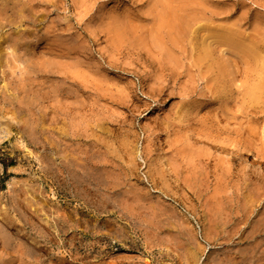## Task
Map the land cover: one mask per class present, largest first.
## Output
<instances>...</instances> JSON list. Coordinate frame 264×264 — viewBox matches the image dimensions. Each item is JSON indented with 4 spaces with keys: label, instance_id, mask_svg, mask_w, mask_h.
Listing matches in <instances>:
<instances>
[{
    "label": "rangeland",
    "instance_id": "1",
    "mask_svg": "<svg viewBox=\"0 0 264 264\" xmlns=\"http://www.w3.org/2000/svg\"><path fill=\"white\" fill-rule=\"evenodd\" d=\"M176 1L0 0L10 18L23 16L0 28V43L27 35L19 62L6 63L0 49V130L10 132L0 141V264H235L253 233L257 256L264 251V167L253 152L233 148L240 120L264 147V118L258 129L261 113L248 119L240 105L241 91L264 81L254 76L264 60L254 69L215 42L213 60L200 51L224 26L236 35L242 29L245 40L264 35V0ZM169 5L205 18L198 33L178 36V46L167 28L157 30ZM220 82L231 83L228 97Z\"/></svg>",
    "mask_w": 264,
    "mask_h": 264
},
{
    "label": "bare ground",
    "instance_id": "2",
    "mask_svg": "<svg viewBox=\"0 0 264 264\" xmlns=\"http://www.w3.org/2000/svg\"><path fill=\"white\" fill-rule=\"evenodd\" d=\"M166 1H168V0H166ZM182 1V0H181ZM177 3L179 2L178 0L176 1ZM175 2V3H176ZM174 3V2H173ZM177 7H173V8H171L172 6L171 5H169L168 7L167 6H163V13H161V15H160V22H159V24H158V29L157 30H159V29H165V28H167V30H169L168 32L171 34H169L168 32H166V33H168V35H169V37H168V35H167V39H171L172 38V40H169V42L171 43V41L173 42L172 44H171V46L173 45V46H175V45H177L178 46V44H179V39L177 40V38H178V36L180 37V36H182L184 33H188V34H190V32L192 33V31H193V33H195V32H197L198 33V30H201L202 28H204V23L203 24H201V22L203 21L204 22V20H205V18H200V17H196L197 16V14H199L200 12H197V11H195V10H197V9H191V10H189L188 8L190 7L189 5H187V7L188 8H186L185 9V7L186 6H184V8L183 7H179L178 8V5H176ZM167 7V8H166ZM171 8V9H169L168 10V8ZM5 9H6V6H5ZM200 8H198V10H199ZM10 11H11V8L9 9ZM9 10H8V12H9ZM165 10V11H164ZM168 10V11H167ZM162 11V10H161ZM200 11V10H199ZM203 11V15H202V17H206L204 14V11L205 10H202ZM201 11V12H202ZM160 13V12H159ZM181 13V14H180ZM163 14H165L164 16H163ZM167 14V15H166ZM202 14V13H201ZM201 14H199L200 16H201ZM20 18H19V17ZM10 18V16H8L7 15V13L6 12H3V11H0V28H2V27H5V26H7V25H13V24H15L16 22H18L17 20L18 19H22L23 18V16H22V12L21 11H19V12H17V15H11V18H10V20H8ZM25 18V17H24ZM27 18H28V16H27ZM18 24V23H17ZM19 24H20V22H19ZM24 24V23H23ZM201 24V25H200ZM197 25V27L195 28V26ZM219 25H220V23H219ZM219 25H217V26H219ZM222 25V24H221ZM220 25V26H221ZM261 25V24H260ZM13 26H15V25H13ZM193 26H194V30L192 29L193 28ZM207 26H209L208 24H207ZM207 26H206V28H207ZM219 26V27H220ZM223 26L224 25H222L221 27L223 28ZM219 27L218 28H216V27H214L213 29H219ZM220 27V28H221ZM226 26H224V28L221 30H218V31H216V32H214V31H211V32H214L213 34H215L214 36V38H212V42L209 40V39H211V37H209L208 36V38H207V40L209 41V42H211V43H208V44H206L205 43V46L206 45H208V46H206V48L205 47H202L201 46V44H200V46L202 47V49L200 50V51H202L203 52V54H202V52L200 53V54H202L203 56H201L202 58L203 57H208V59L211 57V50L213 49H211V48H209V45L211 46V45H213V43L215 42V43H217V44H219V45H221V47H223L222 48V50L219 48V50H221L222 52L224 51L225 52V50L226 49H230L231 50V52L232 53H230V55L231 54H233V56H241L242 58H246L244 61H246L247 62V60H252V61H254V62H250L251 64H252V67L255 69V65H257V64H255L254 65V63L255 62H258V61H260V63H261V60H264L263 59V57L264 56H262L264 53H263V51L264 50H262V53H261V51L259 50L260 48H258V45H259V42L260 41H258V43H255V39H256V41L258 40V39H260L261 38V35H262V32H260V34L258 33H256V36H259L260 35V37H256L255 36V33H253L252 32V34L255 36L254 37V42H252V41H250L251 39H250V37L251 36H253L252 34H249V33H251V32H249L248 33V37L249 38H247L246 40L244 39V36L243 37H241V34H243V33H241V31H242V29H241V31H235L234 30V28H232V30L233 31H235V32H240L238 35H236V34H234V32H232V31H230L231 29L228 27V30H229V32H230V34L229 33H227L228 32V30H227V27L225 28ZM254 27H259V24H257V25H255ZM256 28V30H258ZM264 27H262L261 29H263ZM212 29V28H211ZM227 31L226 33H224V31L225 30ZM261 29H260V31H261ZM1 30V29H0ZM166 30V29H165ZM209 30H210V28H209ZM224 30V31H223ZM252 30H254V29H252ZM251 30V31H252ZM220 31H222L224 34H222V32H220ZM264 31V30H263ZM211 32H209V33H211ZM17 33V32H16ZM192 33V34H193ZM231 33H233L234 35H232ZM244 33H245V31H244ZM247 33V32H246ZM11 34V33H10ZM15 34V33H14ZM20 34V33H19ZM205 34H208V33H205ZM212 34V33H211ZM9 35V34H8ZM17 35V36H16ZM173 35V36H172ZM185 35V34H184ZM191 35V34H190ZM203 35V34H202ZM243 35H245V34H243ZM249 35H251V36H249ZM30 36V35H29ZM28 36V37H29ZM204 36H206V35H204ZM246 36V35H245ZM263 36L264 35H262V38H263ZM5 37H7V36H5ZM25 37H27V35L24 33H22L21 35H18V33L17 34H15V38L14 37H8V38H5L4 39V41L2 40V42H4L3 44H1L0 43V47H2V48H0L1 50L3 49V51H5V55H6V63H12V61L13 62H19L20 61V59H18L17 57H18V52H20V51H24V49H25V47H27L26 46V43L24 42L25 41ZM164 37V36H163ZM165 37H166V35H165ZM4 38V37H3ZM32 38V37H31ZM203 38H205V37H203ZM215 38H217V39H220V40H218V42H216L217 41V39H215ZM251 38H253V37H251ZM28 39H30V38H28ZM181 39V38H180ZM248 39H250L249 40V42H248ZM204 40V42H205V39H203ZM262 41L264 40V39H261ZM196 41V40H195ZM208 41H206V42H208ZM162 42H163V40H162ZM160 43V45L162 44L163 45V43ZM175 42H176V44H175ZM262 43H264V42H262ZM262 43H261V45L260 46H262ZM258 44V45H257ZM177 46H176V48H177ZM263 47H264V45H263ZM263 47H262V49H263ZM175 48V47H174ZM173 48V49H174ZM179 48H180V45H179ZM225 48V49H224ZM211 49V50H210ZM171 52H172V50H170ZM167 52V51H166ZM212 52H214V50L212 51ZM226 52H228V51H226ZM230 52V51H229ZM228 52V53H229ZM21 53H23V52H21ZM215 53V52H214ZM170 54V53H169ZM23 55V54H22ZM170 55H172V53L170 54ZM209 55V56H208ZM167 56H169V55H167ZM232 56V55H231ZM229 57V59L230 60H233L232 58L233 57ZM19 57H20V55H19ZM223 57V56H222ZM228 57V56H227ZM236 57H235V59H236ZM240 57V59L242 60V58ZM21 58V57H20ZM204 59V58H203ZM211 60H213L212 59V57L210 58ZM207 60V58L204 60V61H206ZM215 60H217V59H215ZM214 60V61H215ZM224 60V59H223ZM242 60V61H243ZM220 62L222 61V60H219ZM218 61V62H219ZM236 60H234V62H235ZM212 62V61H211ZM223 62H225V60L223 61ZM231 62V61H230ZM237 62V61H236ZM249 62V61H248ZM210 63V62H209ZM231 63H233V62H231ZM259 63V62H258ZM259 63V64H260ZM205 64H208L207 62L205 63ZM264 64V63H263ZM209 65V64H208ZM207 65V66H208ZM211 65V64H210ZM209 65V66H210ZM220 65H221V63H220ZM222 65H229L227 62L226 63H222ZM233 65V64H232ZM235 65V64H234ZM234 65H233V67H234ZM255 67H254V66ZM262 64H260L258 67L260 68H258L259 70H255L254 71V69L251 67V69H253V70H250L249 69V71H247V74H248V77H250L249 76V73L250 74H252V72L254 71L256 74H254V76L255 75H257L256 76V79H258V78H263L264 77V69H261L262 68V66H261ZM213 66V65H212ZM212 66H210L211 68V70H212ZM209 68V67H208ZM216 68V67H215ZM227 68V67H226ZM225 68V69H226ZM207 67L205 68V71H206V73H207ZM209 69V70H210ZM219 69H223L224 70V68H220L219 67ZM228 69V71H229V68H227ZM227 69L225 70L226 71V73L228 72L227 71ZM238 69V68H237ZM218 70V69H217ZM216 70V71H217ZM234 70V69H233ZM239 70V69H238ZM247 70V69H246ZM245 70V71H246ZM237 71V70H236ZM243 71V70H242ZM245 71H243L244 72V74H246L245 73ZM220 72V71H219ZM231 72V71H230ZM230 72H228V73H230ZM235 72V71H234ZM238 72V71H237ZM205 73V72H204ZM208 73H210V72H208ZM220 73H223V72H220ZM227 73V74H228ZM214 74V73H213ZM217 75H218V73H216ZM243 74V73H242ZM243 74V75H244ZM230 75H232L231 73H230ZM230 75H227V76H230ZM214 76V75H213ZM227 76H224V73H223V77H227ZM239 76H240V73H239ZM253 76V75H252ZM253 76V77H254ZM205 77H208V76H205ZM217 77V76H216ZM244 77H247V75L245 76L244 75ZM252 77V78H253ZM210 78V77H209ZM218 78H219V75H218ZM235 78V77H234ZM234 78H231V82H232V80L234 79ZM205 79V78H204ZM210 79H212V78H210ZM210 79H208V83L211 81ZM217 78H215V80H216ZM221 79V78H220ZM246 79V78H245ZM248 80L250 79V78H247ZM221 80H223V79H221ZM251 80V79H250ZM217 81V80H216ZM220 81V80H219ZM218 81V82H219ZM226 80H223V82H225ZM258 81V80H257ZM256 80H255V82L257 83V84H252V83H254V82H252L251 84H249L250 86H247V88L244 90V91H241L243 94H244V98H243V100L241 99V102H240V100H239V102L241 103L240 105H241V107H242V111H241V113H242V116L244 117L245 116V114H246V117L248 118V119H253L252 117L250 118L249 116H253V114L255 115L256 114V111L258 112V113H261L260 115H258V114H256V115H258V117H254L255 119H254V121L253 122H255L256 123V127L258 128V126L260 125H257V122L256 121H260V119L261 118H264V85H263V82L264 81H259V82H257ZM207 82V81H206ZM214 82V78H213V81L211 82V84ZM222 82V81H221ZM220 82V85L221 86H223V83H221ZM229 82H230V80H229ZM245 82V81H244ZM248 83V82H247ZM225 84H227V82L225 83ZM225 84H224V86L222 87V89L225 87ZM228 84H231V83H228ZM227 84V85H228ZM236 84V83H235ZM234 84V80H233V83H232V85L230 86V85H228L229 87H232L233 85H235ZM56 85V84H55ZM219 85V84H218ZM226 85V86H227ZM241 85H242V83H241ZM263 85V86H262ZM227 86V87H228ZM55 87V86H54ZM57 87V86H56ZM59 87V86H58ZM227 87L225 88V90L227 89ZM228 87V89L230 90L231 88H229ZM56 89V88H55ZM218 89L220 90V88L218 87ZM220 90V91H224V89L223 90ZM227 89V90H228ZM233 89V88H232ZM238 89H240L239 87H238ZM216 90V89H215ZM229 90H228V93L230 94V92H232V90H230V92H229ZM237 91V90H236ZM239 91V90H238ZM237 91V92H238ZM56 92V91H55ZM216 92H219V91H217L216 90ZM224 92H226L225 93V96H226V94H227V91H224ZM223 92V93H224ZM52 93V92H51ZM57 93V92H56ZM56 93H54L55 95H56ZM222 93V94H223ZM242 93H240L241 95H242ZM53 94V93H52ZM58 94V93H57ZM222 94H218V96L219 95H222ZM233 94V93H232ZM238 94V93H237ZM51 95V94H50ZM217 95V94H216ZM224 95V94H223ZM228 95V94H227ZM241 95H239L238 97H241ZM233 96V95H232ZM231 96V97H232ZM52 97V96H51ZM54 97V96H53ZM58 97V96H57ZM216 97L217 96H215V99H216ZM226 97H228V96H226ZM226 97H225V99H226ZM242 97H243V95H242ZM55 98V97H54ZM79 98V100H80V97H78ZM78 98H76V99H78ZM219 98L221 99L222 97H220L219 96ZM229 98H230V96H229ZM57 99V98H56ZM75 99V100H76ZM224 99V98H223ZM240 99V98H239ZM73 100V99H72ZM217 100V99H216ZM222 100V99H221ZM227 100V99H226ZM225 100V101H226ZM229 100V99H228ZM58 101V100H57ZM56 101V102H57ZM77 101V100H76ZM81 101V100H80ZM78 102V101H77ZM77 102H74L73 101V103H77ZM239 102H238V104H239ZM59 104V103H58ZM66 104H68V103H66ZM70 104H72V102H70ZM74 105H78V104H74ZM240 105L238 106V107H240ZM241 107L240 108H238V109H240L241 110ZM258 109V110H257ZM77 110V109H76ZM238 111V110H237ZM241 113H239V115L241 114ZM235 114H237L236 112H235ZM67 115V114H66ZM255 115V116H256ZM226 116H228V114L226 115ZM233 116V115H232ZM231 116V117H232ZM260 116V117H259ZM229 117V116H228ZM234 117V119L236 120V119H238L237 118V116H233ZM241 117V116H240ZM243 117H241V118H243ZM246 118V119H247ZM66 120V119H65ZM243 120V119H242ZM263 120V122H264V119H262ZM72 121V120H71ZM232 121V120H231ZM74 122V121H73ZM73 122H72V124H73ZM237 122H238V120H237ZM247 122H249L250 124H251V122H250V120H248ZM261 122V121H260ZM255 123H253V125L255 124ZM76 124V123H75ZM263 124V123H262ZM237 125H238V128L236 129V135L239 137V141H240V143L241 144H239V146H234L233 148L237 151V152H242V150H243V152L244 151H250V152H253V155H251V157H252V162H254V163H258V164H261V166L262 167H264V161H263V159H264V154L262 153V152H260L261 151V149H262V145H264L263 144V142H261L260 143V145L262 146L261 147V149H260V146H259V144H258V142L256 141V140H258V137H257V139L255 138L254 140H253V138H254V134L253 133H255L253 130H249V129H246V127H244L245 125L242 123V121L240 120L238 123H237ZM67 126V125H66ZM70 126V125H69ZM74 126V125H73ZM246 126H248V125H246ZM251 126V125H250ZM254 126V127H255ZM264 126V125H263ZM64 127V126H63ZM254 127H252L254 130H257V129H255ZM98 128L99 127H97V130H98ZM248 128V127H247ZM252 128H250V129H252ZM259 129V128H258ZM3 130V129H2ZM100 130V129H99ZM261 130V129H260ZM260 130H258V132L257 133H260ZM66 131V130H65ZM262 131H264L263 130V128H262ZM262 131H261V135H264V133L262 134ZM49 132H52V131H49ZM54 132V131H53ZM60 133H62V131L60 132ZM63 133H65V132H63ZM75 133V132H74ZM73 133V134H74ZM58 134V133H57ZM67 134V133H66ZM72 134V135H73ZM77 134V133H76ZM10 135V132L8 131V132H2L1 130H0V141L1 140H4L5 138H7L8 136ZM52 135V134H51ZM75 135V134H74ZM78 135V134H77ZM256 135V134H255ZM58 136V135H57ZM258 136H260V135H258ZM73 137V136H72ZM71 137V138H72ZM58 138V140H60L59 139V137H57ZM76 138H80V137H76ZM261 138V137H260ZM259 138V140L260 141H262L261 139ZM62 139V138H61ZM70 140V139H69ZM72 140V139H71ZM257 142L256 143V145H255V142ZM264 141V140H263ZM52 142V141H51ZM59 142H63V141H59ZM64 142H65V139H64ZM77 142H80V141H77ZM65 143H67V142H65ZM87 144H88V142H86ZM98 144H99V142H97ZM230 143H232V142H230ZM51 144H53V143H51ZM86 144V145H87ZM95 144V143H94ZM75 145H78V143L76 144L75 143ZM97 145V144H96ZM234 144H230V146H233ZM62 146V145H61ZM81 146V145H80ZM95 146V145H94ZM98 146V145H97ZM60 147V146H59ZM67 147H68V145H67ZM99 147V146H98ZM258 147V148H257ZM58 148V147H57ZM87 148V147H86ZM89 148H91V147H89ZM264 148V147H263ZM67 149V148H66ZM260 149V150H259ZM86 150V149H85ZM62 151H63V149H62ZM87 152V151H86ZM89 152V151H88ZM255 152V153H254ZM80 153H82V152H80ZM97 153H98V151H97ZM100 153V152H99ZM84 154H87V153H84ZM66 155H67V153H66ZM68 157V156H67ZM73 158V157H72ZM70 159H71V157H70ZM80 160H81V158H79ZM79 160V161H80ZM54 162V161H53ZM52 161H51V163H53ZM82 162V161H81ZM49 163V162H48ZM55 163V162H54ZM78 164H80V163H78ZM52 165V164H51ZM46 166H48V165H46ZM53 166H54V164L52 165V168H53ZM260 166V167H261ZM49 167V166H48ZM49 168H51V166L49 167ZM49 168H47L46 167V169H47V173H48V169ZM51 170V169H50ZM54 170V169H53ZM67 170L68 171H66L67 173H68V175L69 176H73V177H75V175H78V173H75V170L74 171H71V170H69L68 168H67ZM61 171V170H60ZM264 171V170H263ZM51 172V171H50ZM49 172V173H50ZM157 173V170L156 171H154V173ZM48 173V174H49ZM52 174V173H51ZM157 175H159L158 173H157ZM263 175V174H262ZM79 176V175H78ZM259 176H261V174L259 175ZM80 177V176H79ZM259 178H261V177H259ZM150 179V178H149ZM152 179V178H151ZM150 179V180H151ZM158 179V178H157ZM153 180V179H152ZM161 180V179H160ZM164 180V179H163ZM163 180H161L162 182L161 183H163ZM159 181V180H158ZM263 181V180H262ZM154 182V181H153ZM160 182V181H159ZM264 182V181H263ZM152 183V182H151ZM158 183V182H157ZM165 184H167L166 182H164ZM163 183V185H165ZM11 185V183L10 182H8V186H10ZM124 185V184H123ZM262 185H264V184H262ZM117 186H119V184L117 185ZM117 186H115V187H117ZM154 186V185H153ZM158 186V185H157ZM166 186V185H165ZM168 186V185H167ZM115 187H114V189H115ZM121 187H122V185H121ZM123 188V187H122ZM254 188V187H253ZM257 190V188H254V190ZM253 190V191H254ZM255 190V191H256ZM114 191H116V190H114ZM112 193V192H111ZM117 193V192H116ZM133 193V192H132ZM134 193H136V192H134ZM133 193V194H134ZM138 193V192H137ZM251 193V192H250ZM138 195V194H137ZM135 197H137L136 195H134ZM139 196V195H138ZM112 197H113V195H112ZM117 197V196H116ZM133 197V196H132ZM141 197V196H140ZM236 197H239V195L238 196H236ZM111 197H109V199H110ZM127 198V197H126ZM125 198V199H126ZM143 198V197H142ZM116 199H118V198H116ZM124 199V200H125ZM138 199V198H137ZM113 200H115V198L113 197ZM130 200V202H132V201H134V202H137L136 201V198H134L133 200L132 199H129ZM139 200H140V198H139ZM153 200H155V199H153ZM117 201V200H116ZM115 201V202H116ZM120 201H121V199H120ZM119 201V202H120ZM115 202H114V205H115ZM119 202H117V203H119ZM123 202V201H122ZM138 202H141L142 204L145 202H142V201H138ZM137 202V203H138ZM152 202H154V201H152ZM158 202V201H157ZM156 202V203H157ZM160 202V201H159ZM159 202H158V204H159ZM128 203V201L125 203V204H127ZM140 203V204H141ZM149 203V205H150V202H147V204ZM167 203V202H166ZM123 204V206L125 207L126 205H124V203H122ZM141 204V206H143ZM145 204V203H144ZM152 205H154L153 203H151ZM247 204H249V203H247ZM130 205H131V203H130ZM129 204H128V207H122V208H124V209H126V208H128L129 209V206H130ZM146 205V204H145ZM149 205H147V207H146V209L148 208V210H149V208L151 209V207H148ZM151 205V206H152ZM157 205V204H156ZM163 205H164V203H163ZM162 205V206H163ZM167 205H168V203H167ZM233 205H234V203H233ZM250 205H253V204H249V206ZM155 206V205H154ZM169 206V205H168ZM116 207V206H115ZM118 207L120 208V206L118 205ZM153 207V206H152ZM159 207V206H158ZM118 208V209H119ZM131 208V207H130ZM143 208H144V206H143ZM155 208H157V206L155 207ZM165 208V207H164ZM238 208V207H237ZM241 208V207H240ZM124 209H122V210H124ZM159 208H157V210H158ZM166 209V208H165ZM236 208H234V211H235V213H236V210H235ZM242 209V208H241ZM131 209H129V211H130ZM133 211V213L134 212H136V210L134 211V209H132ZM156 210V209H155ZM155 210H153L152 212H154ZM156 210V211H157ZM232 210V209H231ZM120 211V210H119ZM141 211H143L142 212V214L143 213H145V211H144V209L142 210V208H141ZM125 212V211H124ZM146 212H147V210H146ZM152 212H150L149 211V213L150 214H152ZM251 212V211H250ZM122 213V212H121ZM129 213H131V211L129 212ZM132 213V214H133ZM170 214H171V212H169ZM234 213V214H235ZM252 213V212H251ZM128 214V213H127ZM141 214V213H140ZM140 214H139V216H140ZM123 216H124V214H122ZM126 215V214H125ZM146 215H148L149 217H150V215L149 214H147L146 213ZM146 215H144V216H146ZM154 215V214H153ZM156 215V214H155ZM168 215V214H167ZM123 216H121V217H123ZM130 216H132L131 214L129 215V217ZM143 215L141 216V217H143V218H146V217H144ZM161 216V215H160ZM140 217V218H141ZM152 217V216H151ZM232 217V216H231ZM236 217V216H235ZM124 219V218H123ZM142 219V218H141ZM150 219V221H151V218H149ZM153 219V218H152ZM247 219V218H246ZM245 218H244V220H246ZM148 220V219H147ZM147 220L145 221V219H144V221H145V223L147 222ZM126 221V220H125ZM235 221H237V220H235ZM241 221V220H240ZM153 222V221H152ZM152 222L150 223L152 226H154V223L152 224ZM155 222V221H154ZM148 223V224H149ZM257 223V222H256ZM255 223V224H256ZM149 224V225H150ZM155 224H156V222H155ZM254 224V225H255ZM261 224H262V222H261ZM240 225H241V223H240ZM259 225V224H258ZM258 225H255V226H258ZM253 226V225H252ZM147 227V226H146ZM251 227V226H250ZM249 227V228H250ZM259 227H260V225H259ZM262 228L264 227V224H262V226H261ZM261 229V228H260ZM259 229V230H260ZM175 230H177V229H175ZM251 230V229H250ZM249 230V231H250ZM252 230H254V232H255V228L254 229H252ZM264 229H262L261 231H263ZM180 231V230H179ZM247 231V230H246ZM175 232V231H174ZM244 232H245V230H244ZM243 232V233H244ZM257 232H258V230H257ZM264 232V231H263ZM246 234L248 233V234H250L249 232H245ZM252 233H253V231H252ZM171 234V233H170ZM180 234H181V232H180ZM245 234V237H248V234L246 235ZM258 234H260L259 232H258ZM257 234V235H258ZM253 236L250 238V236L248 237L249 238V240L250 241H252L249 245H251L250 246V248H241V250L240 251H237L238 252V255L236 256V258H235V264H259L260 262H262V261H264V256L262 255L263 253L262 252H264V251H262L260 254H258V256H257V251H259V248L256 246V245H254L255 243H259V241L257 240V242L255 241L256 240V238L257 237H259V236H256L255 237V233H253L252 234ZM177 236V235H176ZM244 237V238H245ZM169 238V237H168ZM240 238H242V237H240ZM260 238V237H259ZM174 239V237L172 238V239H169V240H173ZM179 239V237L177 238V240ZM247 239V238H246ZM255 239V240H254ZM263 239V238H262ZM176 240V239H175ZM176 240V241H177ZM180 240V239H179ZM240 240V239H239ZM242 240H243V238H242ZM248 240V239H247ZM247 240H246V242H247ZM254 240V241H253ZM264 240V239H263ZM262 240V241H263ZM261 241V240H260ZM245 243V242H244ZM260 244V243H259ZM259 244H258V246H259ZM241 245H242V243H241ZM248 245V246H249ZM247 246V245H246ZM243 247V246H242ZM256 247H257V249L258 250H256ZM260 247V246H259ZM262 248H263V246H261ZM238 249H240V248H238ZM261 250V249H260ZM262 255V256H261ZM264 263V262H263Z\"/></svg>",
    "mask_w": 264,
    "mask_h": 264
}]
</instances>
